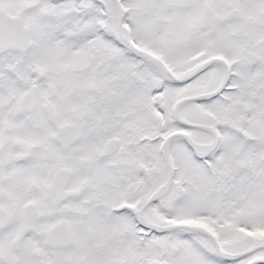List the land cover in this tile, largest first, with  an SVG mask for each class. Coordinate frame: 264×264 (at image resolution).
<instances>
[{"label":"snow or ice","instance_id":"snow-or-ice-1","mask_svg":"<svg viewBox=\"0 0 264 264\" xmlns=\"http://www.w3.org/2000/svg\"><path fill=\"white\" fill-rule=\"evenodd\" d=\"M0 264H264V0H0Z\"/></svg>","mask_w":264,"mask_h":264}]
</instances>
